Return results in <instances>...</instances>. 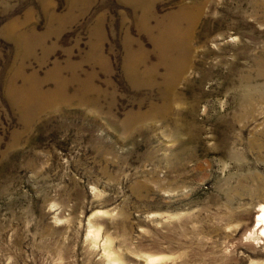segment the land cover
Here are the masks:
<instances>
[{
  "label": "rangeland",
  "instance_id": "374dc122",
  "mask_svg": "<svg viewBox=\"0 0 264 264\" xmlns=\"http://www.w3.org/2000/svg\"><path fill=\"white\" fill-rule=\"evenodd\" d=\"M261 206L264 0H0V264H264Z\"/></svg>",
  "mask_w": 264,
  "mask_h": 264
},
{
  "label": "bare ground",
  "instance_id": "6f19581e",
  "mask_svg": "<svg viewBox=\"0 0 264 264\" xmlns=\"http://www.w3.org/2000/svg\"><path fill=\"white\" fill-rule=\"evenodd\" d=\"M178 17V16H177ZM187 22H188V24H190V25H193L194 23H195V19H194V17L193 16H189L188 17V20H187ZM159 29V28H158ZM170 29V31L172 32L173 31V33H176V32H181L179 29H178V27H177V24H176V26H173V27H170L169 28ZM164 31H166L165 29H164ZM190 31H191V28H188L187 27V32H188V35H189V33H190ZM161 33V32H160ZM169 33V32H168ZM160 35V34H159ZM167 36V35H166ZM165 36V37H166ZM168 37V36H167ZM177 37V36H176ZM162 38V37H161ZM163 38H164V35H163ZM175 39H177V38H175ZM162 40H164V39H162ZM160 48H162V47H160ZM166 49H167V47H166ZM179 51V50H178ZM177 51V48H172L171 47V51L169 50V49H167V53H168V56L166 57V60H164V61H166V63H167V65H169L171 68H173V64H174V62H176V60L178 59V57L181 55L179 52ZM166 52V51H165ZM161 53H163V51L161 52ZM166 53V54H167ZM165 54V53H164ZM133 57L134 55L133 54H131L130 53V55L128 56V57ZM163 56V55H162ZM132 57L130 58V60L132 59ZM164 57V56H163ZM162 57V58H163ZM129 60V61H130ZM133 60V59H132ZM128 64H127V66H128V68H130V69H132V68H135L136 66H134V64H137V61H135V60H133L132 62H127ZM131 63H132V66H131ZM145 72V71H144ZM146 73V72H145ZM145 73H143V74H145ZM147 74V73H146ZM22 91V90H21ZM26 93H28V91H26ZM21 95H24V91L21 93ZM28 100L26 99V97H22V105L23 106H25V108H26V106L28 107V102H27ZM256 225L257 226H259L260 227V234H261V236H263L264 237V206H261L259 209H258V213H257V217H256Z\"/></svg>",
  "mask_w": 264,
  "mask_h": 264
}]
</instances>
